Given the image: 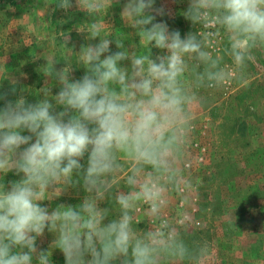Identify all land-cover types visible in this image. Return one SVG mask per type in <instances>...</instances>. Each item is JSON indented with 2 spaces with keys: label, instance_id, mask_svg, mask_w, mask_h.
Returning a JSON list of instances; mask_svg holds the SVG:
<instances>
[{
  "label": "clouds",
  "instance_id": "1",
  "mask_svg": "<svg viewBox=\"0 0 264 264\" xmlns=\"http://www.w3.org/2000/svg\"><path fill=\"white\" fill-rule=\"evenodd\" d=\"M77 3L90 15L103 16L111 0ZM153 4L128 0L122 13L138 29L143 53L105 55L111 41L99 19L81 28L90 39L101 37L76 56L87 69L82 79L70 82V61L56 71V60L47 58L44 72L62 85L53 99L63 111H54L47 88L36 104L21 98L0 110V174H24L7 190L0 183V264H32L34 255L38 264H51V253L36 248L45 229L57 234L53 247L63 252L66 264H112L119 258L121 264H201L207 256L206 243L193 247L184 239L190 213L186 208L174 213V200L187 203L193 190L186 154L201 91L224 85L233 67L245 69L255 51L264 50V0H190L184 15L202 29L184 38L153 22L149 13L163 11ZM58 7L72 5L60 0ZM149 45L167 54L152 59ZM116 46L123 48L121 40ZM129 58L130 72L119 66ZM86 153L84 169L80 161ZM74 173L82 175L90 193L82 204L52 212L40 206L78 183ZM121 181L128 191L114 197L119 216L105 225L108 209L99 202ZM141 218L151 224L149 230L135 228Z\"/></svg>",
  "mask_w": 264,
  "mask_h": 264
},
{
  "label": "rangeland",
  "instance_id": "2",
  "mask_svg": "<svg viewBox=\"0 0 264 264\" xmlns=\"http://www.w3.org/2000/svg\"><path fill=\"white\" fill-rule=\"evenodd\" d=\"M127 2L111 0L99 16L82 10L77 0H70L72 7L67 10L58 7L60 0H0V110L21 98L36 104L45 99L43 90L47 88L54 111H63L53 99L62 85L44 72L47 58L56 60V71L69 67L70 61V82L82 79L87 69L76 56L82 47L98 44L101 37L90 39L81 28L99 19L108 26L103 34L111 41L110 53L105 55L146 51L138 29L122 15ZM189 4L190 0H154L153 9H162V14H149L155 16L154 23H165L170 32L179 31L184 38L202 29L185 17ZM117 40L123 48H117ZM148 48L152 59L167 54L153 45ZM225 61L231 65L227 57ZM119 66L130 72L131 59L119 62ZM200 95L202 102L194 111V130L186 154V174L193 190L187 203L174 200V213L184 208L190 213L185 221L188 230L183 232L190 246L207 244L208 254L201 264H264V50H256L245 69L233 67L224 85L204 89ZM22 134L31 135L27 131ZM87 160L86 153L80 161L84 169ZM23 178V173L12 170L0 174V183L7 190ZM73 180L78 183L62 187L59 195L39 201L40 206L52 212L60 205L75 208L82 204L90 193L83 186L82 175L74 173ZM119 191H128L123 181L99 202L102 209H108L105 225L119 216L114 199ZM135 228L147 231L151 224L141 218ZM56 238V233L45 229L36 238V248L51 253V264H66L63 252L53 247ZM121 259L112 264H121ZM32 264H38L35 255Z\"/></svg>",
  "mask_w": 264,
  "mask_h": 264
}]
</instances>
